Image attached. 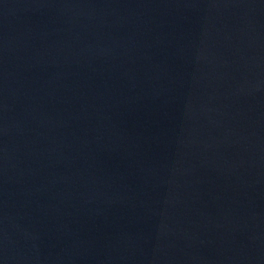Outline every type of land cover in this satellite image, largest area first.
<instances>
[{
    "label": "water",
    "instance_id": "water-1",
    "mask_svg": "<svg viewBox=\"0 0 264 264\" xmlns=\"http://www.w3.org/2000/svg\"><path fill=\"white\" fill-rule=\"evenodd\" d=\"M0 264H264V0H0Z\"/></svg>",
    "mask_w": 264,
    "mask_h": 264
}]
</instances>
